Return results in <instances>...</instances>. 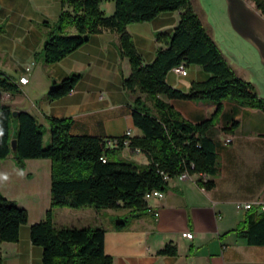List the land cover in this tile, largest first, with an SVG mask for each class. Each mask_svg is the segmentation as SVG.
<instances>
[{"label": "crops", "instance_id": "obj_1", "mask_svg": "<svg viewBox=\"0 0 264 264\" xmlns=\"http://www.w3.org/2000/svg\"><path fill=\"white\" fill-rule=\"evenodd\" d=\"M190 2L231 70L250 83L264 100V15L251 0ZM99 8L110 16L115 3L106 0ZM60 11L58 0H0V71L18 83L26 74L25 67H31L27 83L18 84V90L8 93L9 98L1 103L11 111L30 113L44 126L45 117H71L72 135L107 141L125 136L126 132L131 138L141 137L132 119V98L122 86L131 67L128 59L120 55L116 33L92 34L87 43L53 64L35 58L45 41L41 24L54 23ZM180 13L164 12L150 22L127 26L143 64L151 63L161 46L155 34H171ZM69 32H74V28H69ZM184 66L185 75L173 69L167 73L166 82L171 87L188 91L192 83L209 78L195 64ZM74 73L80 74L81 79L69 94L53 101L47 99L54 85ZM165 101L191 123L209 118L216 109L208 102ZM234 122L237 127L229 131ZM207 136L220 162L212 189L205 190L196 184L199 178L208 179L207 176L192 174L183 180L173 177L163 197L148 200V212L131 216L125 229H115L114 221L105 217V211L114 212L113 209H103V213L91 208L78 209L76 218L83 224L75 226L60 218L74 214L72 210L55 208L54 225L103 227V249L113 259L112 264H264V244H250L237 234V227L249 213H264V113L225 100ZM107 146L113 147L108 142ZM116 152L126 153L121 157L139 166L149 163L146 153L127 145ZM50 186L49 159H27L23 169L16 165L13 154L0 160V193L28 213L17 242L0 240L2 264H42V248L31 242L30 228L43 221L50 208ZM246 204L251 207L245 208ZM185 231L193 233V237H183ZM166 245L175 246L176 254H158Z\"/></svg>", "mask_w": 264, "mask_h": 264}, {"label": "trees", "instance_id": "obj_2", "mask_svg": "<svg viewBox=\"0 0 264 264\" xmlns=\"http://www.w3.org/2000/svg\"><path fill=\"white\" fill-rule=\"evenodd\" d=\"M61 11L54 23L43 22L45 41L41 52L35 54L46 64H53L88 42L92 34L113 32L119 36V52L131 67L122 86L132 98V119L141 137L115 138L113 147L107 140L93 136L72 135L73 118L45 117L46 126L28 112L13 117L9 106L0 102V160L13 154L16 165L23 169L27 159L51 161L50 208L43 221L30 228L31 242L42 248V264H112L104 253L103 227H56L55 208L125 209L133 217L148 212L146 192L166 191L169 178L183 171L199 174L196 184L210 190L220 172L219 157L207 132L221 114L223 101L260 109L264 100L253 86L238 78L220 50L209 37L190 0H112L115 11L110 16L100 10L106 0H58ZM264 15V0H251ZM181 11L171 34L156 33L161 44L155 59L143 64L127 26L150 22L164 12ZM74 28V32H69ZM195 64L209 74L203 82L192 83L188 91L171 87L167 73L175 66ZM81 75L74 73L54 85L47 99L53 101L69 94ZM18 84L0 71V91L12 93ZM165 99L208 102L216 106L209 118L191 123L185 120ZM237 127V122L231 126ZM14 129V133H12ZM48 131L50 143L44 144ZM16 149L11 150V140ZM114 139H111L113 141ZM147 154L149 163L139 166L131 161L112 162L108 155L125 147ZM103 158L104 161L101 159ZM192 166V167H191ZM28 220V213L0 193V240L17 242L19 229ZM129 221L118 217L115 229L127 228ZM237 234L250 244H264V213L247 215L237 227ZM160 255H175L176 247L166 245ZM0 264L2 260L0 258Z\"/></svg>", "mask_w": 264, "mask_h": 264}, {"label": "built area", "instance_id": "obj_3", "mask_svg": "<svg viewBox=\"0 0 264 264\" xmlns=\"http://www.w3.org/2000/svg\"><path fill=\"white\" fill-rule=\"evenodd\" d=\"M25 75L24 76H22V77H20L19 78V81H18V83L17 84H19V85H22V84H25V83H27V81H28V75H29V73H30V71H31V67L30 66H27V67H25ZM173 71H175L176 73H178V74H180V75H185L186 74V70H185V66L183 65V64H181V65H178V66H175L174 68H173ZM9 98V94L7 93V92H1L0 91V102H2V101H4V100H6V99H8ZM125 136L127 137H129V132H126L125 133ZM116 139H114L113 141H107L108 142V144H111V145H115L116 144V141H115ZM231 140L228 138V139H226V142L227 143H229ZM124 145L126 146H128V140H124ZM134 151H140L139 149H133ZM103 161H104V159L103 158H101ZM192 167V166H191ZM189 174L187 173V171H183L182 173H180L179 175H177L176 176V178H178V179H181V180H183V179H185V178H187V176H188ZM163 178H164V180H166L167 182H169V180L171 179V178H169L168 177V175H166V174H164L163 175ZM163 197V191H161V190H157V189H154V190H152V191H149V192H146L145 193V195H144V200L147 202L148 200H150L151 198H162ZM251 207V204H246L245 205V208H250ZM262 210H264V206H262ZM154 216L155 217H157L158 216V212L157 211H155L154 212ZM182 236L183 237H185V238H188V239H191L192 237H193V233H191V232H189V231H185V232H183L182 233Z\"/></svg>", "mask_w": 264, "mask_h": 264}, {"label": "rangeland", "instance_id": "obj_4", "mask_svg": "<svg viewBox=\"0 0 264 264\" xmlns=\"http://www.w3.org/2000/svg\"><path fill=\"white\" fill-rule=\"evenodd\" d=\"M50 143V135H49V132L46 131L45 134H44V144L45 145H48ZM124 154L126 153H119V152H114V153H111L108 155V158L110 161L112 162H126V160L124 158L121 157V155L125 156ZM66 209H69V210H72L74 214H68V216H60L61 219L64 220V222H67L66 224H75V226H81L82 221L80 219H77V215H78V212L79 211L78 209H71V208H66ZM91 209H94V208H91ZM96 210V209H94ZM102 212L100 213H103V209H100ZM113 211H108L106 210L105 211V217L106 218H111V221H115L118 217H120V219L122 221H125L126 219L128 221H130V215L128 214V212L124 209H113ZM77 213V214H76ZM114 213V215H113ZM59 217V216H58ZM60 218H58V222H60ZM81 222V223H80Z\"/></svg>", "mask_w": 264, "mask_h": 264}, {"label": "water", "instance_id": "obj_5", "mask_svg": "<svg viewBox=\"0 0 264 264\" xmlns=\"http://www.w3.org/2000/svg\"><path fill=\"white\" fill-rule=\"evenodd\" d=\"M17 113H18L17 111H12L13 117H16ZM15 149H16V139H12L11 140V150L15 151Z\"/></svg>", "mask_w": 264, "mask_h": 264}]
</instances>
